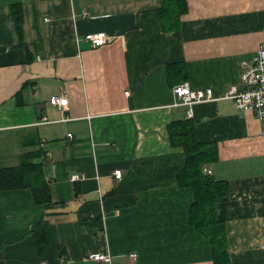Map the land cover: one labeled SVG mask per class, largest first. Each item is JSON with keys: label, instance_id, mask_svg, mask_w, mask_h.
Masks as SVG:
<instances>
[{"label": "crops", "instance_id": "0c3cea01", "mask_svg": "<svg viewBox=\"0 0 264 264\" xmlns=\"http://www.w3.org/2000/svg\"><path fill=\"white\" fill-rule=\"evenodd\" d=\"M185 1L179 29L164 32L159 0H0V169L48 154L50 198L64 205L38 254L31 232L46 212L28 189L0 191V264H106L90 259L98 252L111 264H213L189 223L192 189L176 185L184 154L168 127L186 108L174 107L180 78L167 67L181 63L191 89L223 96L264 45V0ZM98 32L106 43L83 39ZM192 111L197 142L217 145L203 173L228 183L216 217L230 264H264V122L229 99Z\"/></svg>", "mask_w": 264, "mask_h": 264}, {"label": "trees", "instance_id": "16d2710c", "mask_svg": "<svg viewBox=\"0 0 264 264\" xmlns=\"http://www.w3.org/2000/svg\"><path fill=\"white\" fill-rule=\"evenodd\" d=\"M159 14L164 32L179 29L181 17L187 12L185 0H159ZM10 15L16 25L19 40H22V13L18 3L10 4ZM27 60L29 55L27 53ZM178 84L185 82V73L181 63L167 67V78ZM177 84V85H178ZM168 138L172 146L181 147L184 154V167L176 176V185L189 187L193 192V202L189 208V223L196 232L209 240L212 249L213 264H230L227 253V240L224 224L216 217V205L227 194L228 183L216 180L213 176L203 173V166L218 160L215 142L199 143L195 138V125L189 119L174 121L168 127ZM40 151L26 153L18 167L0 169V191L28 189L35 204L46 212L44 217L33 227L31 238L41 254L42 248L50 243V220L57 215L62 203L51 201L44 165L39 158ZM100 244L103 238L99 239Z\"/></svg>", "mask_w": 264, "mask_h": 264}, {"label": "built area", "instance_id": "2783aa9c", "mask_svg": "<svg viewBox=\"0 0 264 264\" xmlns=\"http://www.w3.org/2000/svg\"><path fill=\"white\" fill-rule=\"evenodd\" d=\"M93 47L100 46L107 42L105 33H90L83 38ZM240 86H230L223 96L214 97L211 89H191L187 82H184L173 89L176 97L174 106L183 105L186 107L185 117L192 118V107L198 103L216 101L218 99H230L236 104L237 109L252 112L258 120L264 122V45L252 55L248 61L241 63L239 72ZM180 104H176L177 102ZM52 106L61 111L67 109V98L60 95H53L49 98ZM68 137H71L69 134ZM113 175L116 179L121 177V171L115 170ZM76 179V177H74ZM131 259L136 254H129ZM90 259L99 263L111 264V257L107 253L98 252L91 254Z\"/></svg>", "mask_w": 264, "mask_h": 264}, {"label": "water", "instance_id": "95a60500", "mask_svg": "<svg viewBox=\"0 0 264 264\" xmlns=\"http://www.w3.org/2000/svg\"><path fill=\"white\" fill-rule=\"evenodd\" d=\"M43 159L46 163L45 167H44V172H45V177L47 181H50L51 179H53V165L50 164V157L48 156V154L43 153Z\"/></svg>", "mask_w": 264, "mask_h": 264}, {"label": "bare ground", "instance_id": "6f19581e", "mask_svg": "<svg viewBox=\"0 0 264 264\" xmlns=\"http://www.w3.org/2000/svg\"><path fill=\"white\" fill-rule=\"evenodd\" d=\"M230 86H237V87H239L240 86V80H239V76H238V82L236 83V84H233V85H230ZM229 86V87H230ZM228 89V88H227ZM128 94V93H127ZM235 106H236V104H235ZM255 116V115H254ZM256 118V117H255ZM187 119V118H186ZM189 119H191V118H189ZM257 119V118H256Z\"/></svg>", "mask_w": 264, "mask_h": 264}, {"label": "rangeland", "instance_id": "374dc122", "mask_svg": "<svg viewBox=\"0 0 264 264\" xmlns=\"http://www.w3.org/2000/svg\"><path fill=\"white\" fill-rule=\"evenodd\" d=\"M245 62H246V61H245ZM183 83H184V82H183ZM175 87H177V86H175ZM175 87H174V88H175ZM174 88H173V89H174ZM229 100H230V99H229ZM231 101H233V100H231ZM175 102H176V101H175ZM49 103H50V102H49ZM180 103H181V102L178 101L176 104H180ZM198 104H199V103H198ZM179 106H183V105H179ZM179 106H178V107H179ZM174 107H175V106H174ZM183 107H185V106H183ZM185 108H186V107H185Z\"/></svg>", "mask_w": 264, "mask_h": 264}]
</instances>
